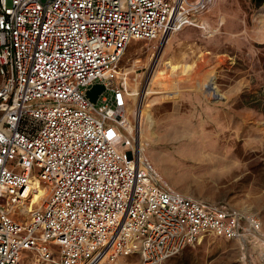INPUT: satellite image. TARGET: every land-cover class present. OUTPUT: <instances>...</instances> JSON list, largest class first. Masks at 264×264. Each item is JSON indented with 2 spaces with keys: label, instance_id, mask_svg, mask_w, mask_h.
I'll return each mask as SVG.
<instances>
[{
  "label": "built area",
  "instance_id": "built-area-1",
  "mask_svg": "<svg viewBox=\"0 0 264 264\" xmlns=\"http://www.w3.org/2000/svg\"><path fill=\"white\" fill-rule=\"evenodd\" d=\"M214 1L0 0V264L27 251L35 264H161L207 235L246 262L264 249L256 213L176 191L140 156L120 66L131 42L163 40Z\"/></svg>",
  "mask_w": 264,
  "mask_h": 264
},
{
  "label": "rangeland",
  "instance_id": "rangeland-1",
  "mask_svg": "<svg viewBox=\"0 0 264 264\" xmlns=\"http://www.w3.org/2000/svg\"><path fill=\"white\" fill-rule=\"evenodd\" d=\"M210 7L200 16L206 29L186 25L128 45L120 66L132 91L129 110L163 183L256 213L264 232V5L215 0ZM162 70L160 86L150 77ZM210 77L216 94L204 88ZM263 250L252 249L246 262L236 241L207 235L161 264H260ZM31 254L20 264H35ZM113 264L144 263L133 255Z\"/></svg>",
  "mask_w": 264,
  "mask_h": 264
},
{
  "label": "bare ground",
  "instance_id": "bare-ground-1",
  "mask_svg": "<svg viewBox=\"0 0 264 264\" xmlns=\"http://www.w3.org/2000/svg\"><path fill=\"white\" fill-rule=\"evenodd\" d=\"M212 8L210 7V9H208L207 10V12L208 11H210ZM206 13V12H205ZM204 14V13H203ZM202 14V15H203ZM203 18L204 17H201V19H200V21L199 22H197V23H195V24H193V26H197V27H199V28H203V29H206L205 28V26L203 25ZM166 64H169L170 66L172 65V63H171V61H167L166 62ZM175 67V66H174ZM185 69H188L187 67H185ZM183 71V70H182ZM188 71V70H187ZM164 70H162V71H159V75H153L152 74V76L150 77V79H152V81H153V83H157V84H159L160 86L163 84V81H162V79H164V77H163V74H164ZM186 72V71H185ZM133 86H135V83L131 86V88L133 87ZM204 88H206L208 91H210V92H214L215 94H216V92H217V89H216V86H215V84H214V78L213 77H210V79H209V82H207V83H205L204 84ZM206 90V91H207ZM209 92V93H210ZM138 133H139V141H138V150H139V152H140V156L142 157V158H145V157H147V155H146V146H145V144H144V135H143V133H142V128H141V126H138ZM34 194H35V196H34V198L36 197V195L37 194H40V196H41V198H43V197H45V194H44V190L41 188V187H39V185L37 186V185H35L34 186ZM41 198L39 197V201L41 200ZM100 264H104V259H103V261L102 262H99Z\"/></svg>",
  "mask_w": 264,
  "mask_h": 264
},
{
  "label": "water",
  "instance_id": "water-1",
  "mask_svg": "<svg viewBox=\"0 0 264 264\" xmlns=\"http://www.w3.org/2000/svg\"><path fill=\"white\" fill-rule=\"evenodd\" d=\"M105 90L103 84H95L90 90L87 91V95L93 103H96L99 95Z\"/></svg>",
  "mask_w": 264,
  "mask_h": 264
},
{
  "label": "trees",
  "instance_id": "trees-1",
  "mask_svg": "<svg viewBox=\"0 0 264 264\" xmlns=\"http://www.w3.org/2000/svg\"><path fill=\"white\" fill-rule=\"evenodd\" d=\"M251 2L257 7L264 5V0H251Z\"/></svg>",
  "mask_w": 264,
  "mask_h": 264
},
{
  "label": "crops",
  "instance_id": "crops-1",
  "mask_svg": "<svg viewBox=\"0 0 264 264\" xmlns=\"http://www.w3.org/2000/svg\"><path fill=\"white\" fill-rule=\"evenodd\" d=\"M208 20V19H207Z\"/></svg>",
  "mask_w": 264,
  "mask_h": 264
}]
</instances>
